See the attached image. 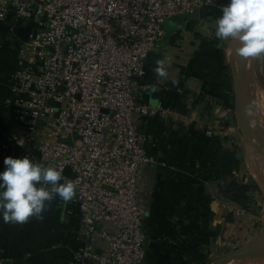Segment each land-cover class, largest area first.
<instances>
[{"label": "crops", "instance_id": "0c3cea01", "mask_svg": "<svg viewBox=\"0 0 264 264\" xmlns=\"http://www.w3.org/2000/svg\"><path fill=\"white\" fill-rule=\"evenodd\" d=\"M220 15V10H203L166 21L164 41L147 58L145 76L135 82L138 104L167 110L139 121L145 151L154 160L140 173L151 193L143 264H210L213 251L221 252L215 263L259 235L260 189L246 166L249 145L237 137L240 124L233 107L232 77L240 56L236 41L214 35ZM31 31L32 24H13L11 17L0 25V171L5 157L27 155L39 161L35 143L17 145L28 133L8 102L15 98L11 77L28 67L19 51ZM158 62L165 76L157 73ZM262 73L264 55L246 69V94L259 127L264 116V85H258ZM65 177L72 180L74 173ZM80 230L75 205L59 197L47 203L40 218L24 223L0 219V264H70L83 245ZM231 249L235 251L225 252Z\"/></svg>", "mask_w": 264, "mask_h": 264}, {"label": "built area", "instance_id": "2783aa9c", "mask_svg": "<svg viewBox=\"0 0 264 264\" xmlns=\"http://www.w3.org/2000/svg\"><path fill=\"white\" fill-rule=\"evenodd\" d=\"M227 0H0V25L32 24L11 77L18 123L39 163L73 172L83 245L70 264H143L150 192L140 173L142 118L167 110L138 104L135 82L166 37V21L218 11ZM13 30V26L11 27ZM238 212V215H241Z\"/></svg>", "mask_w": 264, "mask_h": 264}, {"label": "clouds", "instance_id": "9594fccd", "mask_svg": "<svg viewBox=\"0 0 264 264\" xmlns=\"http://www.w3.org/2000/svg\"><path fill=\"white\" fill-rule=\"evenodd\" d=\"M215 20L218 40L236 41L235 52L242 58L264 55V0H227ZM156 71L165 76L161 62ZM0 171V219L6 223H24L40 218L54 198L67 203L76 193V185L63 175V169L39 163L29 156L5 157Z\"/></svg>", "mask_w": 264, "mask_h": 264}, {"label": "water", "instance_id": "95a60500", "mask_svg": "<svg viewBox=\"0 0 264 264\" xmlns=\"http://www.w3.org/2000/svg\"><path fill=\"white\" fill-rule=\"evenodd\" d=\"M255 58H242L239 57V63L236 73L232 77V93H233V107L238 118L241 130L244 132L246 138H252L256 144V150L264 158V133L258 126L255 113L250 106L249 95L246 94L248 85V75L246 69L248 64L251 66ZM250 123L253 132L246 126L245 123ZM250 145V144H248ZM264 255V229L260 232L258 237L250 244L245 246L242 250L231 254L229 256L220 258L214 264H229L232 261H239L240 264L244 259L251 256ZM9 264V263H6Z\"/></svg>", "mask_w": 264, "mask_h": 264}, {"label": "rangeland", "instance_id": "374dc122", "mask_svg": "<svg viewBox=\"0 0 264 264\" xmlns=\"http://www.w3.org/2000/svg\"><path fill=\"white\" fill-rule=\"evenodd\" d=\"M232 42V41H231ZM236 49V48H235ZM234 56H233V59L236 57V55L235 54H233ZM260 80H259V82H258V85L260 86V87H262L263 85H264V73H262L261 75H260ZM252 102V101H251ZM254 104L253 103H251V105L250 106H253ZM252 108V107H251ZM253 109V108H252ZM246 124V126H248V128L253 132V128H252V126L250 125V123L248 122H246L245 123ZM237 127H238V130H237V132H238V134H237V137L238 138H241V144L243 145V146H245V147H247L246 145L247 144H250L248 147H250L251 149H252V152H253V154H256V153H258V151L256 150V148H254L255 146L257 147V144H256V142L252 139V138H246L245 136H244V132L241 130V127H240V129H239V125L237 124ZM240 143V142H239ZM257 197V202H258V204H259V210H258V214H257V218H258V221H257V223H256V233H259L260 234V232L264 229V200H263V197H262V194H261V191L259 190V193H257V195H256ZM258 231V232H257ZM232 251L234 252L235 250H228V251H225V252H230V253H228V254H231L232 253ZM214 252V255L213 256H210V257H208L207 258V262H209L210 264H213L214 263V261H215V259H216V255H218L219 253H221V252H215V251H213ZM228 254H224V256L225 255H228ZM264 255L262 256V258L260 259V261L259 262H257V263H255V264H264ZM230 264H239V261H234V262H232V263H230ZM248 264H252V262L251 261H249L248 262Z\"/></svg>", "mask_w": 264, "mask_h": 264}, {"label": "bare ground", "instance_id": "6f19581e", "mask_svg": "<svg viewBox=\"0 0 264 264\" xmlns=\"http://www.w3.org/2000/svg\"><path fill=\"white\" fill-rule=\"evenodd\" d=\"M259 109H262V107ZM259 124H260L261 130L264 133V116H261L259 118ZM246 154H247L246 155V161H245L246 166H247L252 178L256 181V183H257V185L261 191L263 200H264V158L262 157V155L259 152L256 154H253L252 149L250 147L247 148ZM262 256H251L250 258L247 257L246 259H244V262L242 264H248L249 261H251L252 264H255V263L260 261ZM239 264H240V262H239Z\"/></svg>", "mask_w": 264, "mask_h": 264}, {"label": "trees", "instance_id": "16d2710c", "mask_svg": "<svg viewBox=\"0 0 264 264\" xmlns=\"http://www.w3.org/2000/svg\"><path fill=\"white\" fill-rule=\"evenodd\" d=\"M230 106L232 107V104H230Z\"/></svg>", "mask_w": 264, "mask_h": 264}]
</instances>
